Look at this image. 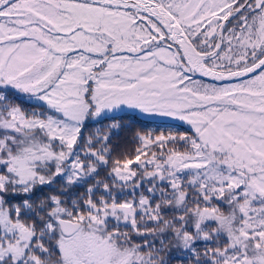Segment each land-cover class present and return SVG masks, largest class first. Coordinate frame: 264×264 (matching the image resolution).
<instances>
[{
	"label": "snow or ice",
	"instance_id": "6c2138e0",
	"mask_svg": "<svg viewBox=\"0 0 264 264\" xmlns=\"http://www.w3.org/2000/svg\"><path fill=\"white\" fill-rule=\"evenodd\" d=\"M0 264H264V0H0Z\"/></svg>",
	"mask_w": 264,
	"mask_h": 264
}]
</instances>
